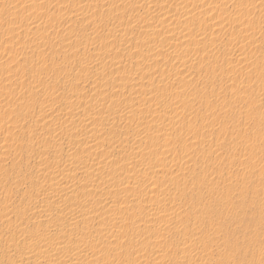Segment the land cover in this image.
<instances>
[{
    "label": "rangeland",
    "instance_id": "374dc122",
    "mask_svg": "<svg viewBox=\"0 0 264 264\" xmlns=\"http://www.w3.org/2000/svg\"><path fill=\"white\" fill-rule=\"evenodd\" d=\"M59 256L264 264V0H0V264Z\"/></svg>",
    "mask_w": 264,
    "mask_h": 264
},
{
    "label": "bare ground",
    "instance_id": "6f19581e",
    "mask_svg": "<svg viewBox=\"0 0 264 264\" xmlns=\"http://www.w3.org/2000/svg\"><path fill=\"white\" fill-rule=\"evenodd\" d=\"M166 38H167V37H166ZM185 38H186V37H185ZM184 40H185V39H184ZM184 40H182V41H184ZM187 41H188V39H187ZM106 74H107V73H106ZM107 75H108V74H107ZM142 137H143V136H141V139H142ZM139 141H141V140L139 139ZM153 151H154V150H153ZM153 151H152V152H153ZM155 151H157V150L155 149ZM155 151H154V152H155ZM152 152H150V153H152ZM152 154H154V153H152ZM87 155H88V156H89V155L91 156L92 154H87ZM93 155H94V154H93ZM93 155H92V156H93ZM155 155H156V153H155ZM90 156H89V158L86 156V158H85V159L87 160L86 164L89 163L88 161H89L90 159H91V161H92V157H90ZM93 157H94V156H93ZM160 159H161V158H159V160H160ZM83 160H84V159H83ZM86 160H84V161H86ZM84 161H83V162H84ZM93 161H95V160H93ZM160 161H161V160H160ZM91 163H94V162H91ZM96 163H97V162H96ZM90 165H92V164H90ZM150 165H152V164H150ZM157 165H160L159 162L157 163ZM173 165H174V164H173ZM82 166H83V165H82ZM101 166H102V165H101ZM80 167H81V166H80ZM80 167H79V169H80ZM88 167H89V166H88ZM98 167H100V165H99ZM149 167H150V166H149ZM152 167H153V166H151V170H152ZM155 167H157V166L155 165ZM155 167H153V170L155 169ZM84 168L86 169L87 167L85 166ZM84 168L82 167L83 170H85ZM160 168H161V167H160ZM99 169H100V168H99ZM99 169H97V171H98ZM80 170H81V169H80ZM80 170H78V171H80ZM93 170H96V169H91L90 171H93ZM102 170H103V169H101V171H98V172H99V173L101 172V174H102ZM112 170H113V169H112ZM132 170H133V169H132ZM90 171H89V172H90ZM80 172H81V171H80ZM86 172H87V170H86ZM86 172H85V174L88 175V172H87V173H86ZM103 172H104V170H103ZM151 172H152V171H151ZM155 172H156V170H155ZM83 173H84V172H83ZM83 173H82V174H83ZM92 173H94V172H92ZM95 173H97V172L95 171ZM128 173H129V172H127V174L125 173L124 176L127 177ZM97 174H98V173H97ZM101 174H99V178H98V175H97L96 178H98V180L100 179ZM89 175H90V174H89ZM102 175H103V174H102ZM72 176H73V175H72ZM74 176H75V175H74ZM91 176H92V175H91ZM93 176H94V175H93ZM70 177H71V176H70ZM101 177H102V176H101ZM72 178H73V177H72ZM102 178H103V177H102ZM70 179H71V178H70ZM117 179H118V178H117ZM117 179L114 180L116 183H118L119 181H121V179H118L119 181H118ZM93 180H95V179H93ZM112 180H113V179H111V181H112ZM116 180H117L118 182H117ZM122 181H124V180H122ZM99 182H100V181H98V183H99ZM124 182L127 183L126 180H125ZM116 183H113V184H116ZM91 184H92V183H91ZM94 184H96V183L94 182V183H93V186H94ZM103 184H104V182H103ZM113 184H112V185H113ZM96 185H97V184H96ZM96 185H95V186H96ZM117 185H118V184H117ZM95 186H94L93 188H98V187H95ZM97 186H98V185H97ZM99 186H101V183H100ZM114 186H115V185H114ZM119 186H122V184H121V185L119 184ZM103 187H104V186H103ZM103 187L101 186L100 189L103 188ZM128 187L131 188V185H128V183L125 184V185H123V188H125V189H127ZM134 187L136 188L135 185L133 186V188H134ZM147 187H149V186H147ZM150 187H151V186H150ZM43 188H45V186H44ZM52 188H53V187H52ZM66 188H67V187H66ZM66 188H64V189H66ZM129 188H128V189H129ZM45 189H47V188H45ZM45 189H44V190H45ZM54 189H55V188H54ZM54 189H52L51 191L53 192ZM57 189H58V188H57ZM64 189H63V187H62V190H61V189H60L61 191H60V190H57V192H56L55 194H59L58 197L62 196L63 191H65ZM149 189H150V188H149ZM44 190H43V191H44ZM96 190L98 191V189H96ZM123 190H124V189H123ZM151 190H153V188H151ZM151 190H150V191H151ZM147 191H148V190H147ZM150 191H148V192H150ZM52 192H51V193H52ZM54 192H55V191H54ZM54 192H53L52 194H54ZM101 192H102V189H101ZM148 192H147V193H148ZM44 193H47L46 190H45ZM48 193H49V192H48ZM47 195L49 196V194H47ZM47 195H46V197H47ZM115 195H116V194H115ZM162 195H163V194H162ZM77 196H78V195H77ZM77 196H76V197H77ZM116 196H118V195H116ZM120 196H121V194H119V196L116 197V199L119 198ZM53 197H54V196H53ZM106 197H107V196H106ZM108 197H109V196H108ZM108 197H107V198H108ZM113 197H115V196H113ZM123 197H124V195H123ZM123 197H122V198H123ZM47 198H48V197H47ZM107 198H106V201H105V205H106V204H110V202H111V201H108ZM111 198H112V196H111ZM111 198H109V199L111 200ZM120 198H121V197H120ZM120 198H119V199H120ZM114 199H115V198H114ZM112 200H113V199H112ZM115 201H116V200H115ZM115 201H114V202H115ZM118 201H120V200H118ZM141 201H143V198H142ZM144 201H145V200H144ZM95 204H96V202H95ZM115 204H117V202H116ZM92 205H93V202H92ZM84 208H85V207H84ZM140 209H141V207H140ZM140 209L138 210L139 212H140ZM88 210H89V209H87V208H86V209H83V208H82L81 210H79V211L76 212L75 214L78 215V216H79V214H80V215H84V217H86L85 215H89V211H88ZM142 210H143V209H142ZM149 211H150V210H149ZM166 212H167V211H166ZM142 213H143V212H142ZM142 213H141V214H142ZM147 213H148V212H147ZM147 213H145V214H147ZM151 213H152V212H151ZM151 213H150V214H151ZM72 214H73V212H72ZM145 214H144V215H145ZM76 215H75V216H76ZM139 215H140V213H139ZM142 215H143V214H142ZM73 216H74V214H73ZM73 216L70 217V218H72V219L74 220L75 217L73 218ZM103 218H104V217H103ZM68 219H69V218H68ZM68 219H67V220H68ZM72 219H71V220H68V221H69L68 223H71L70 221H72ZM108 219H109V218H107V219L104 218V219H103V223L106 224L105 222H106V220L108 221ZM67 220H65V221H67ZM182 220H183V218H182ZM74 221H75V220H74ZM74 221H73V222H74ZM101 221H102V220H101ZM133 221H134V222H135V221H138V222L133 223ZM133 221H132L133 225L136 224V223H137V224H140V223H139L140 220H133ZM108 222H109V221H108ZM132 223H131V222L128 223V226H130V224H132ZM141 223H143V222H141ZM165 223H166V222H165ZM167 223H168V222H167ZM125 224H126V223H125ZM131 226H132V225H131ZM134 227H136V226H134ZM137 228H138V229H139V228L141 229V225H140L139 227L137 226ZM134 229H135V228H134ZM121 230H122V229H121ZM136 230H137V229H136ZM176 230H178V229H176ZM159 231H161V229H160ZM179 231H181V230H179ZM183 231H184V230H183ZM159 233H160V232H159ZM157 234H158V233H157ZM160 234H161V233H160ZM179 234H180V233H179ZM61 235H62V234L59 235V233H57V234H56V237H59V239H61V238H62ZM117 235H118V233H117ZM175 235H176V234H175ZM64 236H65V235L63 234V238H64ZM74 236H75V235H74ZM76 236H77V235H76ZM156 236H158V235H156ZM160 236H161V235H160ZM70 237H71V236H70ZM98 237H99V236H98ZM63 238H62V239H63ZM65 238H66V236H65ZM68 238H69V237H68ZM72 238H73V237H72ZM101 238H102V237H101ZM90 239H91V238H90ZM86 240H87V239H86ZM86 240H85V241H86ZM96 240H97V239H96ZM105 240H106V239H105ZM144 241H145V240H144ZM144 241H141V242H144ZM146 241H147V240H146ZM146 241H145V242H146ZM177 241H178V240H177ZM87 242H89V239H88ZM87 242H86V244L88 245ZM103 242H104V241H103ZM105 242H106V241H105ZM105 242H104V244H105ZM41 243H43V242L41 241ZM90 243H92V241H90ZM146 243H147V242H146ZM148 243H149V242H148ZM151 243H152V242H151ZM43 244H44V243H43ZM51 244H52V243H51ZM81 244H82V243H81ZM81 244L78 245V246H79V247H78L79 249H77L76 246H75L76 249H73V250H75V251H73V253H74L75 255H79V256H81L82 254L85 253V248H81V249H80ZM106 244H107V242H106ZM108 244H109V243H108ZM142 244H143V243H142ZM91 245H92V244H91ZM230 245H231V244H230ZM151 246H152V245H151ZM174 246H175V245H174ZM181 247H182V246H181ZM58 248H59L60 251H62V249H65L66 247H65V248L63 247V248H62V246H61V247H58ZM72 248H73V247H72ZM101 248H102V247H101ZM176 248H178V246H177ZM179 248H180V246H179ZM66 249H67V248H66ZM98 249H99V248H98ZM98 249H97V250H98ZM127 249H128V248H127ZM70 250H71V249H69L68 251H70ZM93 250H94V249H93ZM100 250H101V249H100ZM186 250H188V249L184 248L182 251H185V252H186ZM63 251H65V250H63ZM71 251H72V250H71ZM95 251H96V250H95ZM98 251H99V250H98ZM66 252H67V250H66ZM106 252H107V251H106ZM35 253H36V252H35V249H31V250L28 252L27 257H28V258L35 257V256H36ZM68 253H69V252H68ZM102 253L105 255V251H104V252L102 251ZM102 253L99 252V255H101ZM63 254H64V253H63ZM106 254H107V253H106ZM64 255H65V254H64ZM64 255H62V256H64ZM62 256L57 257L58 259H55L54 261H52V260H50V261H45V260H44V261H42V262H43L42 264H62V263L65 261L64 257H62ZM99 257H100V256H99ZM188 257H189V256H188ZM101 258H103L102 255H101ZM189 259H190V258H189ZM224 260H225V259H224ZM179 262H180V261H179ZM183 262H184V261H182V263H183ZM75 263H76V262H75ZM76 264H79V263H76ZM176 264H177V262H176Z\"/></svg>",
    "mask_w": 264,
    "mask_h": 264
}]
</instances>
